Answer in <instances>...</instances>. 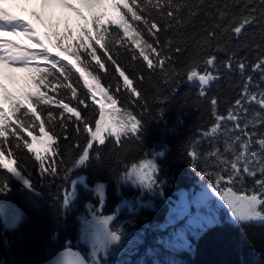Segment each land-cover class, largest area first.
Here are the masks:
<instances>
[{"label": "snow or ice", "instance_id": "1", "mask_svg": "<svg viewBox=\"0 0 264 264\" xmlns=\"http://www.w3.org/2000/svg\"><path fill=\"white\" fill-rule=\"evenodd\" d=\"M26 2L44 9L31 12L36 20L43 23L45 15L54 20L49 27L55 41L52 46L45 44L31 20L0 0V194L11 191L15 180L39 195L32 174L35 167L46 186L63 182L58 189L67 210L77 198L78 181L71 179L70 189L65 185L74 170L101 160L99 146L108 139L116 147L133 138L141 140L143 114L149 108L142 87L146 79L159 72L165 86L178 80L198 82V94L206 97L220 79L222 66L243 78L240 94L226 112L220 109V99L211 97L213 123L200 131L211 147L201 152L197 139L189 145L187 156L190 167L208 179L211 193L227 203L235 221L264 220V0ZM57 11L64 16L63 31ZM253 26L259 28V41L255 31L251 38L246 35ZM10 35L24 37L27 43L4 38ZM234 40L235 50H231ZM52 47L58 49L55 54ZM218 53L228 54L221 61ZM249 53L254 59H249ZM21 79L23 86L16 87ZM249 104L262 111L249 116ZM163 155L153 153V157ZM123 168L118 186L135 187L143 194L158 185L154 158H133ZM246 177L254 180L251 188H245ZM84 180L81 176L79 183ZM238 185L244 194L233 191ZM93 191L99 207L88 204L91 219L81 217L83 238L91 244L90 258L68 248L51 264H102L101 254L106 256L124 236L121 227H110L121 208L146 206L141 199H125L121 193L115 213L103 215L106 185L97 183ZM211 193L205 189L190 201L182 200L173 209L176 218L190 215L189 207H195L196 217L188 221L194 224ZM23 216L20 208L0 200V221L5 227L14 228ZM173 222L170 217L169 223ZM182 240L186 244L183 230L176 233V241Z\"/></svg>", "mask_w": 264, "mask_h": 264}, {"label": "trees", "instance_id": "2", "mask_svg": "<svg viewBox=\"0 0 264 264\" xmlns=\"http://www.w3.org/2000/svg\"><path fill=\"white\" fill-rule=\"evenodd\" d=\"M59 19L60 30L63 31V14L60 13ZM49 22L54 23V20L50 17ZM254 31L257 33L255 39L259 41L261 37L256 26L249 28L246 35L251 38ZM51 40L53 45L55 37L52 36ZM236 43L235 40L232 42L231 50H235ZM227 54L217 55L223 61ZM184 58L182 56L181 61ZM249 59H254V55L249 53ZM248 74L259 78L258 73L250 70ZM18 75L23 77L25 74ZM145 76L148 77L147 72ZM242 82L238 71L229 72L221 66L220 79L213 82L206 97H201L198 94L199 84L190 85L186 80H178L165 86L159 72L146 79L142 87L146 89L149 108L143 114L141 140L133 138L116 147L108 139L104 146H99L101 160H92L87 167L74 170L65 185L70 189L71 179L78 181L81 176L85 178L83 184L77 183V198L67 210L62 205V190L58 189L63 182L57 180L51 187L46 186L35 167L32 174L39 195L15 180L11 191L0 194V200L14 204L24 213L14 228L5 227L0 221V264H41L66 248L79 250L82 246L81 217L88 204L98 203L93 191L95 185H106V203L102 214L113 215L121 203V193L125 199L137 197V191L132 187L118 186L124 163L133 158L151 159L155 152H164L163 156L156 158L159 167L156 189H160L164 200L157 198L153 208H121L110 227H121L124 236L119 244L112 247L111 254L101 259L102 264H264V223L217 224L192 239L187 246H173L168 241L167 229H162L173 199L189 188L209 185L207 178H202L200 172L190 167L187 151L197 139L200 140L197 148L201 152H207L211 147L208 140L200 136V131L208 129L213 123L209 101L212 96H217L221 111L226 112L228 105L238 98ZM21 86L23 79L16 87ZM246 107L249 116L262 111L255 104ZM222 141L223 137L218 141L221 146ZM84 184L88 187L85 188ZM253 184V178H245V188H251ZM244 190L239 185L233 189L237 195L244 194Z\"/></svg>", "mask_w": 264, "mask_h": 264}, {"label": "rangeland", "instance_id": "3", "mask_svg": "<svg viewBox=\"0 0 264 264\" xmlns=\"http://www.w3.org/2000/svg\"><path fill=\"white\" fill-rule=\"evenodd\" d=\"M34 3V2H33ZM42 38L45 42V44L49 43V35H48V28H45L44 34L42 35ZM6 82V81H5ZM155 160L157 157H153ZM151 158V159H153ZM79 183V180H78ZM123 185V184H121ZM125 187H131L127 185H123ZM135 191H137V197L142 200L143 204L146 205L144 207L153 208L155 207L154 201L158 198L160 200H164V197L160 191V189H156L152 192H143L141 194V191L135 187H132ZM205 189H208V191L211 193V189L207 185H201L194 188H189L187 190H184L176 199H173L172 204H170V210L169 214L167 216L166 222L164 223L162 229H167V237L170 239L169 242H172L173 246H177V244L181 245H188L192 239H195L198 237L203 231L208 229L209 227H212L217 224H223L225 222L229 223H255V224H263L264 220H253L248 222H237L232 218L231 215V209L228 208L227 203L222 199L221 196L215 195V193H211V195L208 197L206 203L200 208L199 210V217L196 218V222L192 225H189L188 221L189 219H192L193 217H196V208L195 207H189L188 211L190 215H186L182 218L177 219L175 213L173 212V209L176 208L181 204L182 200L190 201L192 199L193 194H200L204 192ZM96 198L98 200V203L96 201L93 203L94 206L99 207V199L96 195ZM122 208H128V207H122ZM83 217H86L87 219H91L90 214L86 211L83 215ZM171 219L174 221L173 223H169V220ZM202 217H207L208 219H211V223H208L207 219H201ZM82 227L83 223L81 220V230H80V238H81V248L78 250L81 254H83L86 258H90V252H91V244L88 240L83 238L82 235ZM183 230L184 233V240H186V244L184 241H176V233ZM115 245V244H114ZM110 246L108 250V256L111 254L112 247ZM104 254H101V259L103 260L106 257Z\"/></svg>", "mask_w": 264, "mask_h": 264}, {"label": "bare ground", "instance_id": "4", "mask_svg": "<svg viewBox=\"0 0 264 264\" xmlns=\"http://www.w3.org/2000/svg\"><path fill=\"white\" fill-rule=\"evenodd\" d=\"M22 3L25 4L24 0H5V7L11 8L14 12L18 15L24 16L26 20H31L33 24L36 25L39 35L42 33V27H40V21L36 20L35 17L31 16V10H27L23 7ZM4 38L11 39L14 41H21L23 43H27L24 37H17V36H6Z\"/></svg>", "mask_w": 264, "mask_h": 264}, {"label": "water", "instance_id": "5", "mask_svg": "<svg viewBox=\"0 0 264 264\" xmlns=\"http://www.w3.org/2000/svg\"><path fill=\"white\" fill-rule=\"evenodd\" d=\"M196 83H198V82H193V83H189V84H190V85H194V84H196ZM67 249H68V248H66V249H64V250H62V251L56 253V254H55L54 256H52L50 259H48L47 261H45V262H43V263H41V264H51L52 261H55V260L60 256V254L63 253V252H65ZM72 251H73V252H78L77 250H74V249H72ZM79 253H80V252H79ZM80 254H81V253H80ZM81 255H82V254H81Z\"/></svg>", "mask_w": 264, "mask_h": 264}]
</instances>
